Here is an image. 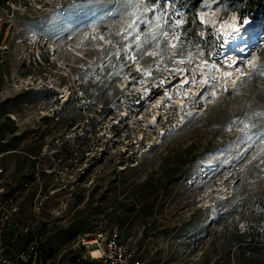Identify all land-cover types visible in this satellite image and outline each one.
I'll list each match as a JSON object with an SVG mask.
<instances>
[{"label":"rangeland","instance_id":"1","mask_svg":"<svg viewBox=\"0 0 264 264\" xmlns=\"http://www.w3.org/2000/svg\"><path fill=\"white\" fill-rule=\"evenodd\" d=\"M146 1L0 4V123L15 122L0 140V167L21 196L6 254L37 235L43 264H65L76 237L116 224L141 264H264V249L250 254L238 237L251 222L264 245V0L242 15L226 0L199 7L189 51L178 46L185 13L170 0L152 5L148 25L129 34ZM232 16L237 26L249 19L255 38L230 67L221 49L233 25L221 29ZM205 34L217 51L203 49ZM119 42L126 65L107 90L132 101L90 125L108 94L80 98L83 75ZM243 110H263L244 133L226 123ZM172 167L179 171L168 176ZM145 201L153 205L143 216Z\"/></svg>","mask_w":264,"mask_h":264},{"label":"trees","instance_id":"2","mask_svg":"<svg viewBox=\"0 0 264 264\" xmlns=\"http://www.w3.org/2000/svg\"><path fill=\"white\" fill-rule=\"evenodd\" d=\"M174 6H176V10L178 11L177 14H179L180 11H183L185 13L184 19L182 23L179 25V31L182 36H180V41L183 40L185 44L187 42V45H185L183 50L189 51L192 47L195 46L196 39L199 38V35H197V26L198 20L196 19V11L199 7L203 6L205 3L211 1V0H170ZM227 2L232 3V7L235 9V11L240 12L242 15L243 7H246L247 5L250 6V10L260 7L262 0H226ZM146 5H140L138 6L137 12L133 15L132 18H130V33L132 36L134 33L139 32L140 28L146 24L148 25L149 22V12L151 11L152 5L157 4V6H160L162 4L163 0H147ZM0 4L4 5V0H0ZM264 8V7H263ZM227 9L223 10V13H227ZM171 16V15H170ZM168 21V30L171 28V20L170 17H167ZM133 21H136V23L133 25ZM129 36L126 37L128 39ZM212 36L209 34H205L204 37L199 39V41L204 42L203 49H206V46L209 44H213L214 42L211 39ZM216 45V46H215ZM125 44L123 42H119L118 48L116 50H110L105 55L104 59H102L98 65H96L94 68H92L91 73L89 76L83 75L82 80V86L83 91L81 94L82 99L86 98H93L98 94H101L103 92H106L107 98L103 102L101 108L96 112V117H92L90 125H96L100 120L106 119L108 116H111L116 109H119V102L120 100L124 99V103H129L132 101V94H122V91L112 93V91H108L107 87L114 85V79L120 75V73L125 68V60H124V53H123V47ZM213 47L215 48V51L218 50V43H214ZM166 46L163 45L162 48L158 49V52L160 54L167 53ZM112 53H116V61H112L111 55ZM45 59L47 57H44ZM89 69H86L87 71ZM73 101V98H72ZM74 102H79L77 99L74 100ZM77 111H81V105L74 104L73 105ZM88 110V109H87ZM207 112V111H206ZM206 112H202L205 114ZM263 110L259 111H253L252 114H248L246 117H243V115L246 114V110H243V112H240V114L234 115V117H231V119H228L226 123H232L235 126V130L238 132H246L251 129V127L256 123V121L262 116ZM201 114V113H200ZM199 114V115H200ZM198 115V114H197ZM15 122L10 119L9 117L6 118L4 122L0 123V140L8 133H13L15 130ZM92 127V126H91ZM112 129H114L115 133L118 132V130H115V125L111 126ZM93 129V127H92ZM91 129V130H92ZM92 132V131H90ZM94 132V131H93ZM117 134V133H116ZM184 157V153L179 156L180 159ZM199 159H197V162ZM177 167H172L171 169H167V175L173 176L176 173H178ZM122 183H124V180L122 179ZM263 202L260 200L257 202V208L261 209ZM153 205V203H150V201H145L144 203H141L139 208L140 212L143 213V216L147 213L149 208ZM256 206V205H255ZM113 226V225H112ZM239 242H245L244 246H242L243 249H246L247 252L250 254H257L258 249H264L263 244H258V232L257 228L255 227L254 223H248L245 227V229L238 235ZM69 262L73 263V258L68 259Z\"/></svg>","mask_w":264,"mask_h":264},{"label":"built area","instance_id":"3","mask_svg":"<svg viewBox=\"0 0 264 264\" xmlns=\"http://www.w3.org/2000/svg\"><path fill=\"white\" fill-rule=\"evenodd\" d=\"M9 184L5 170L0 167V264H43V247L37 235H33L22 249L11 255L5 253L4 234L12 227L21 202L16 189L9 191ZM121 235L116 224L106 233L79 235L70 246L72 252L65 264H141L137 250L123 242ZM70 257L73 263L68 261Z\"/></svg>","mask_w":264,"mask_h":264},{"label":"bare ground","instance_id":"4","mask_svg":"<svg viewBox=\"0 0 264 264\" xmlns=\"http://www.w3.org/2000/svg\"><path fill=\"white\" fill-rule=\"evenodd\" d=\"M230 19V22L223 23L221 30L226 33L227 30L229 31V29L233 25L235 27H238L239 31L237 33H230L227 35L226 40L222 44L221 50L222 52H224V55H227V61L230 67H232L239 60L238 51L243 50L246 53L247 49L249 48L248 46H251V39L255 37L252 36L251 33H248V30H250L253 26L249 19H247V21H249L248 24L243 23L241 26H237L235 24L236 20L235 22L233 21L235 19L234 16H232V18L230 17ZM261 35H263L262 32H260L258 36L260 37ZM245 53L243 52L242 54ZM233 77L235 78V75H233Z\"/></svg>","mask_w":264,"mask_h":264},{"label":"snow or ice","instance_id":"5","mask_svg":"<svg viewBox=\"0 0 264 264\" xmlns=\"http://www.w3.org/2000/svg\"><path fill=\"white\" fill-rule=\"evenodd\" d=\"M132 23H133V25H134V24L136 23V21H133ZM179 23H180V22L177 21V24H179ZM243 23H244V24H248L249 21L244 20ZM238 31H239L238 27H235V26L232 27V33H237ZM226 75L231 76L232 74H231V73H227ZM184 82H185V83H188V81H184ZM205 83H207V81H205ZM225 90H227V89H225Z\"/></svg>","mask_w":264,"mask_h":264}]
</instances>
